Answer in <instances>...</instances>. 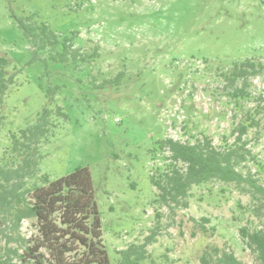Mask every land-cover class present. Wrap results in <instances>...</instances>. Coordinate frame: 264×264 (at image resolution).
<instances>
[{"label":"rangeland","instance_id":"obj_1","mask_svg":"<svg viewBox=\"0 0 264 264\" xmlns=\"http://www.w3.org/2000/svg\"><path fill=\"white\" fill-rule=\"evenodd\" d=\"M29 14L59 34L77 33L74 48H98L99 57L82 72L31 62L32 47L12 18ZM0 56L9 60L6 77L15 78L2 108L0 164L14 161L11 136L36 123L47 88L61 85L52 109L62 107L67 119L52 117L57 127L41 147L39 176L57 180L78 167L90 170L112 264L133 244H148L143 264H200L209 245L257 264L239 232L261 226L250 195L215 180L193 186L179 204L165 203L151 178L172 169L161 140L208 138L218 150L234 143L231 132L242 113L220 74L234 62L264 63V0H0ZM120 73V85L99 88ZM251 81L244 110L264 98V78ZM258 118L261 129L246 139L264 163V113ZM247 166L264 185V171ZM39 176L27 187L40 184ZM22 233H35L31 222Z\"/></svg>","mask_w":264,"mask_h":264},{"label":"trees","instance_id":"obj_2","mask_svg":"<svg viewBox=\"0 0 264 264\" xmlns=\"http://www.w3.org/2000/svg\"><path fill=\"white\" fill-rule=\"evenodd\" d=\"M12 18L32 47L31 62L43 61L46 66L57 64L82 72V66L99 57L98 48L91 53L74 48L77 33L59 34L47 23L36 20V14L13 15ZM8 65V58L0 56V124L5 119L2 108L8 90L15 83L14 77H6ZM123 75L120 73L114 79L105 80L99 88L120 85ZM220 77L225 82L226 96L242 113L231 132V136L235 137L234 143L218 150L208 138L196 143L161 140L158 142L159 149L170 151L172 169L160 179L152 177L151 183L161 191L160 198L165 203L179 204V199L186 198L193 186L215 180L234 184L240 192L250 195L254 203L253 211L261 226L253 230L242 227L239 232L255 255L257 264H264V185L247 166L252 162L259 173L264 171V163L248 148L246 139L252 129L262 127L258 115L264 113V98H254L256 105L249 110H244L240 104L243 100L252 99L251 80L264 78V63L253 59L234 62L230 70L221 72ZM61 89V85L47 88V102L36 123L21 130L19 135L11 136L9 154L14 161L0 164V264H112L104 242L90 170L78 167L70 175L57 180H51L48 174L39 176L43 160L41 147L50 141L57 127L52 117L56 115L67 119L62 107L52 109ZM179 163L186 167L185 171L176 166ZM245 168L248 169L246 172L243 171ZM38 176L40 184L27 187L28 180ZM25 221L31 222L35 228L30 237L22 233ZM203 222L208 223V220L203 219ZM200 225L201 230L207 233L204 224ZM152 239L149 238L148 243ZM147 245L133 244L118 251L117 264H143L150 258ZM200 264L246 263L231 250L209 245L200 257Z\"/></svg>","mask_w":264,"mask_h":264}]
</instances>
